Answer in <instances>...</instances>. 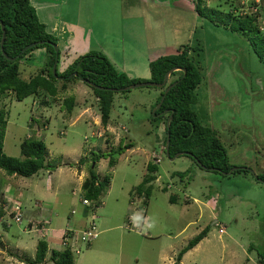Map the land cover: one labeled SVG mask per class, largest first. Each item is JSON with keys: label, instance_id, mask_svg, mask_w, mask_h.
I'll list each match as a JSON object with an SVG mask.
<instances>
[{"label": "rangeland", "instance_id": "rangeland-1", "mask_svg": "<svg viewBox=\"0 0 264 264\" xmlns=\"http://www.w3.org/2000/svg\"><path fill=\"white\" fill-rule=\"evenodd\" d=\"M32 1L34 7H41L34 3L37 0ZM47 1L61 7L65 4L60 9L62 21L76 22L80 29L74 41L78 46L71 43V33L64 32L59 39L60 72L79 56L96 51L104 54L116 70L125 69L130 78L145 81L150 78L147 58L173 54L182 44H198L203 49L198 58L202 79L195 90L193 111L220 140L229 164L254 173L264 170V62L256 58L245 36L229 31L230 20L226 26L218 21L216 27L191 16L193 0H165L163 4L124 0L122 9L120 0ZM251 1L260 4L262 0H204V5L219 10L220 17L225 18L231 6L238 9L234 14L248 13ZM43 12L51 19L55 15V11ZM37 13L41 16L42 9ZM37 50H44L46 56L45 49ZM37 50L21 60L24 79L46 59ZM66 87L58 88L54 98L45 97L48 105H42L43 97L39 96L17 102L13 94H7L0 101V108L7 113L4 153L22 160L20 143L34 138L45 144L51 167L30 180L0 171V195L9 196L6 206L0 202L1 210L5 206L2 218L7 225L3 227L0 220V264H25L18 258L33 259L37 242L45 237L49 244L44 264H53L49 261L51 249H59L61 243L48 239L46 232L50 229L61 235L66 227L78 228L73 221L80 219L84 208L77 202L81 191L72 176L80 167V158L86 160L83 170L87 176L95 168L100 177L109 175L110 185L102 197L104 205L96 211L99 237L88 245L79 240L73 243L74 264H167L205 227H209L206 239L185 264H259L257 252L264 251V184L251 173L221 175L199 168L185 156L174 161L170 160L174 156H165L161 148L167 114L162 120L151 119L157 89L143 87L114 93L109 122L102 130L98 99L91 88L79 79L69 81ZM68 98L74 101L71 111L64 107ZM130 144L132 148L124 149ZM111 151L122 152L114 155L112 169H108V158L94 161L95 154ZM157 155L158 180L153 184L146 213V217L155 218L156 225L139 234L124 230L125 214L138 213L130 204L131 193H135L147 164ZM175 172H187V176L183 181L177 176L172 181ZM38 177L42 178V183L37 182L43 186L40 193L30 182ZM63 178L69 180L64 182ZM166 182L175 183L164 192L161 188ZM173 193L177 200L171 204L169 196ZM14 205L22 209L21 224L9 216ZM72 210L74 215H70ZM42 221L45 225L37 231L35 226ZM29 222L32 228H28ZM220 228L223 233H219ZM249 246H254L252 251Z\"/></svg>", "mask_w": 264, "mask_h": 264}, {"label": "trees", "instance_id": "trees-1", "mask_svg": "<svg viewBox=\"0 0 264 264\" xmlns=\"http://www.w3.org/2000/svg\"><path fill=\"white\" fill-rule=\"evenodd\" d=\"M262 1L260 4L251 1L248 4L249 12L244 15L234 14L233 12H237L238 9L231 6L230 13L225 14V18H221V12L217 9H208L204 5V0H193L194 10L190 15L193 17H199L216 27H219L218 21H221L224 23V26H226L230 20L229 31L233 33L239 32L245 36L250 43L251 50L256 58L260 62H264V38L259 31L258 19L264 10V1ZM255 8L258 9L257 12L252 13V9ZM1 24L4 25L5 38L2 50L0 45V101L7 94H13V97L17 102L23 101L29 96H39L43 97V99L40 100V103L42 105H48L44 98L47 96L54 98L58 93V88L65 90L68 82L73 79H83L106 89H120L145 81L161 83L164 75L170 69L179 68L181 71H175L170 75V77H174L178 74L177 77L168 83V85L174 82H177V84L165 94L160 109L151 116V119L153 120H162L163 115L158 114L167 111V120L168 116L172 114L169 129H167L166 124L164 123L162 152L165 153L164 147L166 136L167 133H169L170 157L174 156L176 153L183 152L184 154L182 156L191 159L199 168L203 169L204 166L206 171L221 175V172L226 173L233 167V165L228 162L227 153L222 147L220 140L211 129L201 124L196 112L192 109V105L197 101L195 90L200 85L202 79L198 58L200 55L199 52H202L203 49L198 44L196 47H194L193 44L179 45L175 47L176 50L173 54L160 56L159 58L150 61V78L144 81L140 79H132L127 76L125 72L116 70L104 54L96 51H89L88 53L79 56L64 71H58L61 51L59 48V51L56 54L53 46H59V38L49 32L46 25L40 22L36 9L31 4V0H0V43L2 39ZM36 42H43V44H39L22 52L24 47ZM37 49L46 50V59L42 63L37 64L38 68H36L35 72L27 79H24L21 77L20 72L21 60L27 54ZM2 52H4L8 58H17L14 61H10L4 57ZM56 59L58 60L56 68L57 77L52 73V66ZM183 70H185V73ZM73 73H76L77 75L73 76L71 79L66 78ZM58 77L64 79L60 81ZM59 83L61 84L60 87H58ZM90 88L98 99V111L100 112L101 124L103 126L102 130H104L109 122L110 111L113 106V95L117 92ZM153 89L159 90V95L154 104L155 107L158 104L160 97L163 95L165 88ZM73 102V98L66 99L64 101V107L68 111H71L73 108ZM6 126L7 113L4 109L0 108V171L3 170L8 176L14 175L28 179L41 170H50V162L46 160V146L42 141L34 138H25L20 143V155L22 160L7 156L3 151ZM128 148H132L131 144L125 145L124 149ZM119 153L122 152L111 151L108 153H98L95 154L94 161L97 162L102 158H108V169H112L116 164L114 155ZM187 154H189V156ZM151 160L153 162L147 164L146 173L142 177L141 182L134 188L135 193L132 191L133 203L130 202L133 206V211L140 212L143 210L145 217L147 213V205L149 204L148 201L153 190V184L157 179L159 171L158 165L160 163V160L159 162H156V158L154 157H152ZM84 163L85 159L81 158L77 165L80 166ZM55 168L56 166L53 167L51 171H54ZM94 169L95 168L89 171L88 176L81 185V203L85 208V211H87L86 215H84V225H82V227L76 225L78 228L66 227V229L63 230L60 236V249L53 248L50 252L49 261L53 264H74L73 243L75 244L77 241L76 237L81 231L88 230V226L92 222L95 223L97 228L96 211L100 208L102 197L109 188L110 177L109 175L100 177L95 173ZM210 169H213V171ZM235 173L248 174L250 172L245 168H239L232 174ZM255 174H257L259 179L264 180V170ZM176 176L183 181V178L187 176V172L172 173V181ZM174 183L175 182H166V184H164L165 187H162L161 190L167 192L168 189H172L171 186ZM187 184L188 182L185 186H187ZM135 196H137V198H135ZM176 200L177 195L174 193L169 196V202L171 204L176 202ZM0 202L5 205V200L2 198V195H0ZM89 207L90 209L94 207V209L90 210ZM10 210L11 212L9 216L12 218L18 214V212L22 215L21 208L17 211L12 207ZM74 213L75 211H71L70 215H73ZM70 215H68V218L71 217ZM4 216L5 213L3 212V209H0L1 224L6 228V222H4V219L2 218ZM132 216L133 215H128L123 224V228ZM92 217L95 219H92ZM44 225L45 222L42 221L38 223L35 228L38 231L39 229H42ZM28 228H32L31 222L28 223ZM208 232L209 227H205L196 236L189 240L174 257V264H180L183 255L206 238ZM45 239H40L37 242L33 259H24L21 257L18 259L25 264H44L48 252V243ZM253 248L254 246H249V250L252 251ZM257 256L259 257V264H264V251L257 252Z\"/></svg>", "mask_w": 264, "mask_h": 264}, {"label": "crops", "instance_id": "crops-1", "mask_svg": "<svg viewBox=\"0 0 264 264\" xmlns=\"http://www.w3.org/2000/svg\"><path fill=\"white\" fill-rule=\"evenodd\" d=\"M50 1H53L54 2V0H50ZM123 1L124 0H120V3H121V9H122V7H124L125 5L123 4ZM163 1H165V0H155V3L156 4H163ZM34 3H36V4H40V8L38 9V8H36L35 7V9H36V12L38 11H40L41 9H42V15L41 16H39V14L37 13V15H38V18H39V20H40V22H42V23H44L45 25H46V27H47V30L49 31V32H51V33H53L54 35H56V36H58V38L59 39H61L60 37L61 36H63L64 35V32H67V33H71L72 35H71V37L69 38L70 40H71V43L72 44H74L73 46H78L74 41H76L77 39H78V37L80 36L79 35V31H80V29H78L79 27H77V23L76 22H70V21H62V16H61V10L60 9H62V7L63 6H65V4L61 7V6H57V5H55V4H53V3H51V2H49V1H47V0H37V1H35ZM175 3V2H174ZM31 4H33V1L31 0ZM176 4V3H175ZM154 5V4H153ZM194 7V6H193ZM43 9H46V10H50V11H55L53 14H55L53 17H52V19L49 17V13H44L43 12ZM57 14H58V16H57ZM55 17V18H54ZM66 30V31H65ZM59 32H60V34H59ZM79 46H83V45H79ZM59 48H60V42H59ZM86 48H87V46H86ZM37 52H38V54H44V56H45V51L43 50L42 52L41 51H38L37 50ZM61 54H62V52H61ZM128 54L129 55H131V57L133 56V57H136L135 56V53L134 52H128ZM123 60H125V62H126V60H128V56L124 53L123 54ZM150 61H153V59H151V58H147V62H150ZM61 63V62H60ZM127 63H130V60H129V62H127ZM120 71H122V72H124L125 71V69H122V70H120ZM154 152H151V154H153ZM81 159V158H80ZM176 159V158H175ZM174 159V160H175ZM174 160H172V161H174ZM86 161V160H85ZM148 161H150V159L148 160ZM77 162H75V164H76ZM85 164V163H84ZM83 164V165H84ZM160 164V163H159ZM83 165H80V167H76V170L73 172V178L75 179L74 180V182L76 183V185H77V190L78 191H81V185H82V183H83V181L85 180V178L87 177V174L85 173V171L83 170L84 169V167H83ZM60 168V167H59ZM59 168H57V169H59ZM179 173H183V172H179ZM38 174V173H37ZM37 174H35L34 176H36ZM172 175V174H171ZM33 177V176H32ZM31 177V178H32ZM43 177V176H42ZM31 178H29L28 180H30ZM39 178V180H37V181H33V180H31L30 182H32L31 184L33 185V189L36 191V192H38V193H40L41 192V190H42V185H39L38 186V181L39 182H41L42 183V178L41 177H38ZM65 178H67V177H65ZM65 178H63V180H64V182L65 181H68L69 179H65ZM157 180H158V176H157V179L155 180V182H157ZM64 182H61L60 183V186H64L65 184H64ZM154 182V183H155ZM72 194H74V191H72ZM15 195V194H14ZM7 197H9L8 195H4L3 196V199L5 200V198H7ZM26 198V197H25ZM20 201H21V199H20ZM38 201H40V200H38ZM42 202V201H41ZM77 202H79L80 204H81V206H83L82 205V203H81V198H80V195H79V200H77ZM101 202H102V200H101ZM194 202H196L195 200H194ZM27 204H28V202H26ZM32 203V202H31ZM34 203H40V202H34ZM187 203H189V201L187 200ZM9 203H7V205H8ZM102 205H104V203L102 202V204H101V206ZM6 206V205H5ZM5 206H3V210H4V207ZM72 211H74V210H72ZM126 211H128L129 212V210L127 209ZM86 212L87 211H85V208H83V211L81 212V215H80V219L78 220V221H73V223H74V225H77V226H80V227H82V225H84V222H85V220H84V215H86ZM75 214V213H74ZM73 214V215H74ZM128 215H129V213H127V214H125V217H124V221H125V219L128 217ZM70 220L71 219H73L72 217H70L69 218ZM108 219H111L110 218V215H108ZM74 220V219H73ZM215 223V222H214ZM122 228H123V226H122ZM124 229V228H123ZM125 230V229H124ZM202 229L200 228V231H201ZM101 231H106V230H101ZM100 231V232H101ZM199 231V232H200ZM63 232V231H62ZM47 233V238L48 239H52V240H54V241H57V242H59L60 243V236L61 235H57V234H54V232H50V229H48V231L46 232ZM98 239V238H97ZM96 239V240H97ZM206 238H204V240H205ZM204 240H202L200 243H202ZM95 241V240H94ZM200 243L197 245V246H195L193 249H191L190 251H188L187 253H185L184 255H183V257H182V259H181V263L180 264H185V260L186 259H188V257L195 251V250H197V248L199 247V245H200ZM49 244V243H48ZM59 247H61V245H58ZM184 247V246H183ZM54 249H57V248H54ZM60 249V248H59ZM182 249V248H181ZM180 249V250H181ZM176 255H174L173 254V256H172V259L171 258H169L167 261H168V263L167 264H174V257H175Z\"/></svg>", "mask_w": 264, "mask_h": 264}, {"label": "water", "instance_id": "water-1", "mask_svg": "<svg viewBox=\"0 0 264 264\" xmlns=\"http://www.w3.org/2000/svg\"><path fill=\"white\" fill-rule=\"evenodd\" d=\"M1 29H2V39H1V43H0V45H1V50H2V49H3L2 47H3V43H4V38H5L4 25H2V24H1ZM39 44L41 45V44H43V42H36V43L29 44V45H27L26 47L23 48L22 52H25L26 50H29V49H31L32 47H35V46H37V45H39ZM53 47H54V51H55V53L57 54L58 51H59V46H58V45H54ZM2 54L4 55V57H6L7 59H9L10 61H14V60H16V58H17V57H15V58H8L4 52H2ZM57 63H58V60L56 59V60H55V63H54L53 66H52V73H53V75H54L55 77H57V74H56ZM175 71H181V69H179V68H172V69H170V70L164 75L163 81H162L161 83H154V82H150V81H147V82H139V83H135V84H133V85H130V86H128V87L120 88V89H106V88L99 87V86H97V85H95V84H93V83H91V82L85 81V80H83V79H80V81H82L83 83H86L88 86H90V87H92V88H94V89H98V90H109V91H112V92H125V91H129V90L137 89V88H143V87H152V88H159V89L165 88V89H164V93H163V95L160 97V100H159L158 104L156 105V107H155L154 110H153V113H155L157 110L160 109L161 104H162V102H163V100H164V96H165V94H167V93L170 91V89L173 88V87L177 84V82H174V83L168 85V80H169V78H170V75H171L173 72H175ZM183 72L185 73V70H183ZM76 75H77L76 73H73V74L67 76L66 78L71 79L73 76H76ZM58 79H59V80H63L64 78H60V77H58ZM160 114H161V115L167 114V111H163V112H161ZM171 119H172V114H170V115L168 116L167 120H166V127H167V129H169V124H170ZM169 141H170V134L167 133V136H166V142H165V147H164V152H165V156H167L168 158L170 157V155H169ZM183 154H184L183 152L176 153V154L174 155V157L171 158L170 160L172 161V160H174L175 158H177V157H179V156H182ZM187 155L189 156V154H187ZM190 155H191V154H190ZM198 165H199V163H198ZM203 169H206V168L203 166ZM238 169H239V168H235V167H233V168L230 169V171H228V172H226V173H225V172H221V173H222L223 175H228V176H229V175H231L234 171H237ZM210 170L213 171V169H210ZM247 170H248V169H247ZM248 171L251 173V175H252V176H253V177H254L259 183L264 184V180L259 179V178L257 177V174H255L253 171H250V170H248Z\"/></svg>", "mask_w": 264, "mask_h": 264}, {"label": "built area", "instance_id": "built-area-1", "mask_svg": "<svg viewBox=\"0 0 264 264\" xmlns=\"http://www.w3.org/2000/svg\"><path fill=\"white\" fill-rule=\"evenodd\" d=\"M243 4V2H242ZM257 8L255 9H252V13H256L257 12ZM259 31L261 32L263 38H264V10L263 12L261 13V15L259 16ZM154 158H156V162H159V157L158 156H155ZM14 210H17L19 211V207L14 205L13 206ZM90 209V207H89ZM94 209V207H92L90 210ZM21 214L18 212V214H16L12 220H14L16 223L18 224H21ZM92 219H95L94 217H92ZM88 230L86 231H81L79 233V235L76 237L77 238V241H81L82 243H85V244H90L92 241L96 240L99 236V231L97 230L96 228V225L94 222L90 223V225L88 226ZM125 229L127 230H132V231H137L138 233H140V229L136 228L133 223H132V219H130L124 226ZM219 233H223V229L220 228L219 230ZM74 248V247H73ZM76 253H78V250L75 251Z\"/></svg>", "mask_w": 264, "mask_h": 264}, {"label": "clouds", "instance_id": "clouds-1", "mask_svg": "<svg viewBox=\"0 0 264 264\" xmlns=\"http://www.w3.org/2000/svg\"><path fill=\"white\" fill-rule=\"evenodd\" d=\"M132 223L133 225L140 229L141 231H147L149 229H152L156 225V220L153 217H145L143 214V210L140 212L134 214L132 217Z\"/></svg>", "mask_w": 264, "mask_h": 264}]
</instances>
